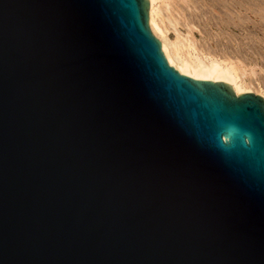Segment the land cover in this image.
<instances>
[{"label":"water","instance_id":"water-1","mask_svg":"<svg viewBox=\"0 0 264 264\" xmlns=\"http://www.w3.org/2000/svg\"><path fill=\"white\" fill-rule=\"evenodd\" d=\"M0 264H264V98L148 0H0Z\"/></svg>","mask_w":264,"mask_h":264},{"label":"rangeland","instance_id":"rangeland-1","mask_svg":"<svg viewBox=\"0 0 264 264\" xmlns=\"http://www.w3.org/2000/svg\"><path fill=\"white\" fill-rule=\"evenodd\" d=\"M166 1L170 4L164 12L165 23L171 40L176 38L175 27L180 37L193 38L200 53L233 62L252 92L264 93V0Z\"/></svg>","mask_w":264,"mask_h":264},{"label":"bare ground","instance_id":"bare-ground-1","mask_svg":"<svg viewBox=\"0 0 264 264\" xmlns=\"http://www.w3.org/2000/svg\"><path fill=\"white\" fill-rule=\"evenodd\" d=\"M169 4L170 3L166 0H148V25H150L153 33L159 38L157 39L161 41H159L161 44V50L162 53L164 52L163 55L167 62L173 65V67L181 74L197 79H209L228 83L236 95L244 92H252L253 89L250 86L251 84L245 79L246 77H243V72L239 71V68L234 65L233 62L231 63L229 60L200 53V49L195 47L196 43L193 44L191 41L193 38L190 40L189 36L188 38L180 37L175 27L173 28V31L176 33V38L171 40L168 37L167 32L170 28L165 23V18L167 16H165L164 12L169 8ZM253 9L255 8L253 7ZM207 47L208 46H206V48ZM257 95L264 98L263 92L261 93L257 91Z\"/></svg>","mask_w":264,"mask_h":264}]
</instances>
